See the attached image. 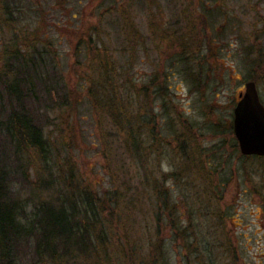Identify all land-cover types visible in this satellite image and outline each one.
Segmentation results:
<instances>
[{
    "label": "rangeland",
    "instance_id": "374dc122",
    "mask_svg": "<svg viewBox=\"0 0 264 264\" xmlns=\"http://www.w3.org/2000/svg\"><path fill=\"white\" fill-rule=\"evenodd\" d=\"M5 1L16 13L0 22V61L14 34L47 51L51 106L38 110L50 154L28 165L31 181L36 170L46 181L54 173L56 196L59 176L74 175L70 183L107 197L123 176L125 194H143L126 226L144 248L160 243L165 264H264V157L243 156L232 129L253 77L264 104L256 61L264 55V0ZM36 89L42 97L43 86ZM6 94L0 85L1 122L11 109ZM91 94L133 113L140 157L120 160L121 144L110 124L102 132ZM31 186L19 179L23 199Z\"/></svg>",
    "mask_w": 264,
    "mask_h": 264
},
{
    "label": "trees",
    "instance_id": "16d2710c",
    "mask_svg": "<svg viewBox=\"0 0 264 264\" xmlns=\"http://www.w3.org/2000/svg\"><path fill=\"white\" fill-rule=\"evenodd\" d=\"M7 3L4 0L0 5L2 25H9L8 16L16 13ZM20 42L14 34L8 55L0 61V85L11 104L5 121H0V264H26L28 256L32 264H165L160 243L155 249L154 243L146 249L141 236L135 239L126 226L143 194L139 188L131 196L125 194L121 190V184L126 181L123 176L116 177V191L107 197L78 180L76 185L70 183L75 180L74 175L59 176L63 188L56 196L49 187L58 179L54 173L46 181L35 168L37 179L34 183L31 181L28 165L36 158L47 159L50 154L49 140L40 122L43 114L38 110L46 111L51 106L46 84L48 66L44 54L47 51L42 54L35 42L22 41L26 46ZM256 61L258 71L264 69V55L259 53ZM48 64L56 68L50 60ZM36 86L44 88L40 98ZM89 97L95 112L102 115V132L107 133L110 124L113 138L121 144L117 149L120 160L135 153L140 157L143 143L137 141L133 113L125 106L118 109L110 98L93 94ZM106 142L102 139L106 156L113 157L115 148H106ZM234 143V148L239 149L236 140ZM20 178L28 187L32 185L28 200L17 190Z\"/></svg>",
    "mask_w": 264,
    "mask_h": 264
},
{
    "label": "water",
    "instance_id": "95a60500",
    "mask_svg": "<svg viewBox=\"0 0 264 264\" xmlns=\"http://www.w3.org/2000/svg\"><path fill=\"white\" fill-rule=\"evenodd\" d=\"M233 131L243 156L264 157V104L255 81L245 83L234 108Z\"/></svg>",
    "mask_w": 264,
    "mask_h": 264
}]
</instances>
